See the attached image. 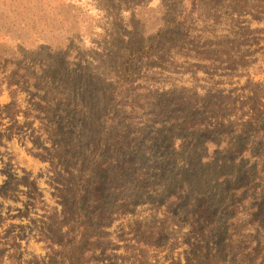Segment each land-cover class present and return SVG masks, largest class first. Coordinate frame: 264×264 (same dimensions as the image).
<instances>
[{
    "label": "rangeland",
    "instance_id": "374dc122",
    "mask_svg": "<svg viewBox=\"0 0 264 264\" xmlns=\"http://www.w3.org/2000/svg\"><path fill=\"white\" fill-rule=\"evenodd\" d=\"M263 4L0 0V264H264Z\"/></svg>",
    "mask_w": 264,
    "mask_h": 264
},
{
    "label": "trees",
    "instance_id": "16d2710c",
    "mask_svg": "<svg viewBox=\"0 0 264 264\" xmlns=\"http://www.w3.org/2000/svg\"><path fill=\"white\" fill-rule=\"evenodd\" d=\"M241 3V2H240ZM244 5L247 6L248 2L244 1L243 2ZM264 6V4H263ZM245 7V6H244ZM253 8V7H252ZM248 9L250 11L251 7L248 6ZM254 13H252V10L250 12H248V14H250V16L253 19H257L258 17H264V7L259 6L258 8H256V10L254 11ZM258 32H261L264 34V28L259 29ZM248 30L245 34V36L243 37H247L246 35L248 34ZM243 43H245L246 38H242ZM264 41V40H263ZM113 76L120 78L121 80L123 79H127L126 76H123V73L121 74H114L113 72H110ZM118 75V76H117ZM103 86L105 85L102 82ZM98 95H94V97H96ZM100 97H98L97 99H99ZM14 103H17V98L16 95H11V105H14ZM93 179V177H92ZM86 196H93L94 199H96L95 194L93 192V190L89 189V194L88 195H84L82 189L81 191L78 193L76 200L73 202H70V204L72 206L76 207L77 210V204L81 203L83 204V199ZM75 210V211H76ZM78 217L79 215H77V212L73 213L70 216H74ZM80 230V234L74 239V241H70L66 244V246L63 247V250L61 249L60 252L61 253V258H60V262L62 264H98V262H93L92 259L95 257V254L97 251L96 248L93 247H87L89 244H94L95 243V239H97V234L94 230L90 229V227H92V222H90L89 220L85 219L83 220L81 223H78ZM87 238V239H81V238ZM80 240V241H79ZM90 253H93L92 256H89ZM69 254V256L67 255ZM212 255V254H211ZM211 259V257H208V261ZM67 260V262H66Z\"/></svg>",
    "mask_w": 264,
    "mask_h": 264
},
{
    "label": "bare ground",
    "instance_id": "6f19581e",
    "mask_svg": "<svg viewBox=\"0 0 264 264\" xmlns=\"http://www.w3.org/2000/svg\"><path fill=\"white\" fill-rule=\"evenodd\" d=\"M111 66H112L111 70L114 71V74H118L119 70L117 69V66L113 63H111ZM199 182H200V178L195 177L194 184L198 186Z\"/></svg>",
    "mask_w": 264,
    "mask_h": 264
}]
</instances>
